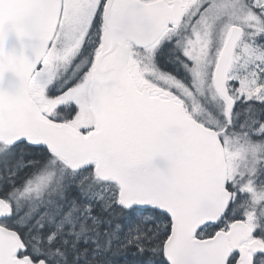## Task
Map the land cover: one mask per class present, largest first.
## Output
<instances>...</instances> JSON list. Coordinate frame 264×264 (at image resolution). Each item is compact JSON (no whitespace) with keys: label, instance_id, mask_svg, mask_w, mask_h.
I'll return each mask as SVG.
<instances>
[{"label":"snow or ice","instance_id":"1","mask_svg":"<svg viewBox=\"0 0 264 264\" xmlns=\"http://www.w3.org/2000/svg\"><path fill=\"white\" fill-rule=\"evenodd\" d=\"M0 264H264V0H0Z\"/></svg>","mask_w":264,"mask_h":264}]
</instances>
